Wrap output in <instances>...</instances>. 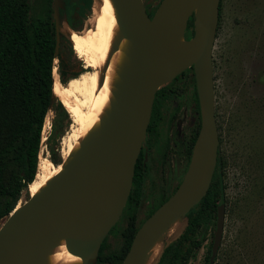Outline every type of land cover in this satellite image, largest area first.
<instances>
[{
    "label": "water",
    "instance_id": "obj_1",
    "mask_svg": "<svg viewBox=\"0 0 264 264\" xmlns=\"http://www.w3.org/2000/svg\"><path fill=\"white\" fill-rule=\"evenodd\" d=\"M52 1L56 56L59 28L66 22L59 15L64 0ZM113 1L123 36L132 42V69L122 78L108 129L87 141L60 175L8 214L0 225V264H41L42 253L61 238L82 264L97 263L101 243L128 199L155 92L190 67L200 108L190 162L172 194L139 225L121 264H143L154 242L209 188L219 147L212 47L220 0H160L151 17L143 0ZM190 16L193 33L185 38ZM224 212L219 203L209 264L220 244Z\"/></svg>",
    "mask_w": 264,
    "mask_h": 264
},
{
    "label": "rangeland",
    "instance_id": "obj_2",
    "mask_svg": "<svg viewBox=\"0 0 264 264\" xmlns=\"http://www.w3.org/2000/svg\"><path fill=\"white\" fill-rule=\"evenodd\" d=\"M75 2L78 5L73 4L74 19L82 31L90 26L93 1ZM143 2L151 17L160 0ZM52 4V0H27L28 21L44 18L52 11ZM86 4H90V12L84 15ZM61 33L71 45L67 35ZM188 36L185 31L184 37ZM212 58L219 134L217 167L223 187L219 202L225 207L222 237L212 264H264V0H221ZM70 62L79 63L84 69L73 49ZM183 73L171 84L175 94L163 106L167 123L158 129L157 143L147 155L144 196L133 210L123 208L102 242L103 258L96 264H121L118 256L127 242L124 232L130 217L139 226L160 200L174 191L187 170L184 142L194 132L195 119L190 99L191 71L188 68ZM54 99L58 100L56 96ZM54 117L50 107L45 115L49 126H42L38 154L47 153L57 161L71 118L68 121L60 116L54 126ZM20 197L22 202L27 199L25 190ZM5 219L0 218V225ZM184 225L183 217L176 219L160 237L162 247L158 256L143 264H156L164 245L175 239ZM214 231L215 217L206 227L194 256L185 264H206ZM200 237L199 232L196 238Z\"/></svg>",
    "mask_w": 264,
    "mask_h": 264
},
{
    "label": "trees",
    "instance_id": "obj_3",
    "mask_svg": "<svg viewBox=\"0 0 264 264\" xmlns=\"http://www.w3.org/2000/svg\"><path fill=\"white\" fill-rule=\"evenodd\" d=\"M75 0H64L60 10V21L79 30L73 22L74 8L66 7ZM221 0L219 2L220 17ZM43 18L28 21L27 0H0V218L7 217L18 202L22 190H27L33 180L38 161L41 130L45 115L50 107L55 117L52 125L60 116L69 121V113L52 94V66L57 58L59 79L65 83L78 75L83 69L79 63L70 62L72 47L59 32V51L54 55L55 26L51 9ZM90 12V4L84 5V15ZM76 15V14H75ZM193 16L187 21L186 31L193 33ZM191 71L192 92L195 116V131L186 144L187 162H190L193 147L200 127V108L195 86L193 70ZM177 75L155 93L151 116L147 126V144H151L156 129L163 125L165 117L163 106L174 92L171 84L179 78ZM219 152V150H218ZM56 162L54 158L50 157ZM220 157L218 156L217 163ZM141 173L139 165L135 166L132 188L128 195L126 207L133 210L141 195ZM220 173L216 166L209 188L202 199L184 216L185 225L180 234L164 245L156 264H185L194 256L196 249L204 238L206 227L216 216V207L222 193ZM154 207L148 216L164 200ZM147 216V217H148ZM139 226L130 217L128 228L124 232L127 242L118 256L123 259L132 237ZM114 226L111 228V230ZM110 230V231H111ZM201 234L196 238V234ZM103 242V241H102ZM97 262L103 257L100 251ZM114 256V255H113ZM206 264H209L207 257Z\"/></svg>",
    "mask_w": 264,
    "mask_h": 264
},
{
    "label": "bare ground",
    "instance_id": "obj_4",
    "mask_svg": "<svg viewBox=\"0 0 264 264\" xmlns=\"http://www.w3.org/2000/svg\"><path fill=\"white\" fill-rule=\"evenodd\" d=\"M92 1L89 27L79 31L64 23L59 28L70 39L84 69L62 83L57 59L53 61L52 94L69 113L71 125L63 135L59 160L52 161L47 153L38 154L35 176L26 187L27 196L39 193L50 180L62 173L64 166L87 141L108 129L119 88L123 86L122 78L132 69V42L123 36L114 1ZM48 126L45 118L43 127L47 129ZM21 203L22 197L10 213L16 211ZM161 247L160 239H157L146 256L147 263L158 256ZM41 264H82V261L79 255L67 249L65 240L61 238L42 253Z\"/></svg>",
    "mask_w": 264,
    "mask_h": 264
},
{
    "label": "flooded vegetation",
    "instance_id": "obj_5",
    "mask_svg": "<svg viewBox=\"0 0 264 264\" xmlns=\"http://www.w3.org/2000/svg\"><path fill=\"white\" fill-rule=\"evenodd\" d=\"M144 3V2H143ZM73 4H77L78 5V3L77 2H74ZM65 5V4H64ZM71 5H72V3H70V4H68L66 7H71ZM144 6H145V4H144ZM72 7H73V5H72ZM78 7V6H77ZM75 8H76V6H75ZM145 9H146V12H147V14L149 15V11H148V8L145 6ZM83 13H84V9H83ZM150 16V15H149ZM72 18H73V22L77 25V23H76V19H74V17L72 16ZM70 27V26H69ZM71 28V27H70ZM71 29H73V28H71ZM75 30V29H74ZM72 47V46H71ZM188 69V68H187ZM186 70V69H185ZM184 72V71H183ZM181 73V74H179L180 76H179V78L178 79H180L181 78V76L184 74V73ZM175 78V77H174ZM173 78V79H174ZM177 79V80H178ZM176 81V80H175ZM171 89H173L174 90V88H171ZM191 90H192V88H191ZM191 92L192 91H190V99H191ZM156 93V92H155ZM175 94V91L171 94V96L170 97H172L173 95ZM169 99V98H168ZM154 101V100H153ZM168 100H166V102H167ZM166 102L164 103V104H166ZM191 102H192V99H191ZM153 105V104H152ZM192 108H193V103H192ZM152 111V110H151ZM163 115H164V117H165V122L163 123V125H165L166 123H167V115L163 112ZM195 114H194V109H193V116H194ZM216 115V114H215ZM151 116V115H150ZM194 119H195V116H194ZM150 120V119H149ZM195 122H196V120H195ZM149 124V123H148ZM163 125H160L157 129H156V131L154 132V136H153V138H152V140H151V144H147V128H146V132H145V138H144V142L142 143V146H141V148H140V151H139V153H138V156H137V159H136V162H135V166L136 165H139V167H140V173H141V178H142V182H141V195H140V198H139V201L136 203V205L137 204H139L140 203V201L142 200V198H143V196H144V193H145V189H146V177H147V155L151 152V149H153L154 147H155V145H156V143H157V136H158V129L160 128V127H162ZM217 127H218V125H217ZM194 131H195V129H194ZM193 134V133H192ZM191 136L192 135H190L189 136V138H188V140L186 141L185 140V142H184V145H185V150H186V144L188 143V141L191 139ZM218 150H219V147H218ZM187 153V152H186ZM187 157V156H186ZM218 159V158H217ZM135 166H134V170H135ZM216 166H217V164H216ZM134 176V175H133ZM181 181V180H180ZM179 181V182H180ZM179 184V183H178ZM177 187V186H176ZM131 188H132V186H131ZM176 189V188H175ZM174 189V190H175ZM131 191V190H130ZM172 194V193H171ZM170 194V195H171ZM127 202V201H126ZM125 206H126V204H125ZM124 206V207H125ZM147 218V217H146ZM145 218V219H146ZM144 219V220H145ZM115 225V224H114ZM113 225V226H114ZM112 226V227H113ZM111 227V228H112ZM111 230V229H110ZM109 230V231H110ZM109 233V232H108ZM106 237V236H105Z\"/></svg>",
    "mask_w": 264,
    "mask_h": 264
}]
</instances>
